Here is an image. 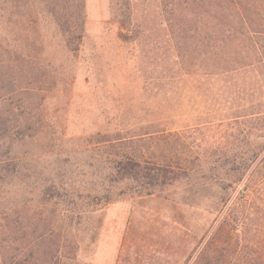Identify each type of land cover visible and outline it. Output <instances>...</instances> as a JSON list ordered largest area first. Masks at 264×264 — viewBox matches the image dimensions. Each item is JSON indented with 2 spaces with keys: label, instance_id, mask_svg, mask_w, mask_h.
<instances>
[{
  "label": "trees",
  "instance_id": "trees-1",
  "mask_svg": "<svg viewBox=\"0 0 264 264\" xmlns=\"http://www.w3.org/2000/svg\"><path fill=\"white\" fill-rule=\"evenodd\" d=\"M160 6L175 53L166 67L176 81L200 86L156 88L178 105L157 106L158 118L136 126L137 134L121 126L89 136L83 151L103 153L110 184L82 192L61 166L44 176L30 165L63 148L35 102L40 90L29 88L35 80L20 77L37 69L47 33L66 52L80 50L84 0H0V264H78L77 233L96 242L97 227L86 221L131 183L135 195L170 206L190 245L184 264H264V0ZM126 8L119 38L138 43ZM215 77L225 88H214ZM196 93L203 103L190 112L184 105Z\"/></svg>",
  "mask_w": 264,
  "mask_h": 264
},
{
  "label": "rangeland",
  "instance_id": "rangeland-1",
  "mask_svg": "<svg viewBox=\"0 0 264 264\" xmlns=\"http://www.w3.org/2000/svg\"><path fill=\"white\" fill-rule=\"evenodd\" d=\"M84 4L86 38L80 50L66 52L47 33L37 69L29 66L28 73L20 77L35 80L29 88L40 90L35 102L44 110L45 125L53 126L55 144L63 148L60 156L36 157L30 165L44 176L61 166L69 184L82 192L110 184L107 166L98 162L103 153L83 151L89 136L113 134L121 126L137 134L136 126L158 118L154 114L157 106L178 105L169 96H159L156 88L200 86L195 79L176 81L178 74L166 67L175 53L168 30L162 26L160 0H84ZM126 7H130L132 26L140 32L138 43L119 38ZM160 60L164 67H159ZM161 76L171 77V85L160 86ZM214 79V88H225L222 80ZM202 97L201 93L189 96L184 108L194 112L192 108L203 103ZM133 184L121 199L105 203L86 221L87 226L97 227L96 242L77 233L78 264H184L190 245L183 240V226L166 202L135 195Z\"/></svg>",
  "mask_w": 264,
  "mask_h": 264
}]
</instances>
